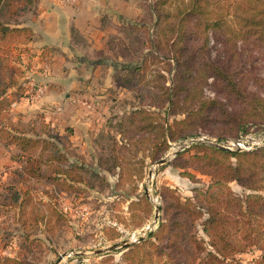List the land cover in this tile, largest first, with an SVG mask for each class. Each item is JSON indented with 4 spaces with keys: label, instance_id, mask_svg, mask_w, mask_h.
<instances>
[{
    "label": "rangeland",
    "instance_id": "1",
    "mask_svg": "<svg viewBox=\"0 0 264 264\" xmlns=\"http://www.w3.org/2000/svg\"><path fill=\"white\" fill-rule=\"evenodd\" d=\"M189 3L167 0L157 10L156 0H132L125 9L117 7L124 13L123 23L115 43H109L110 55L118 68H142L136 83H124L127 71L118 69L115 76L122 84L111 90L116 98L103 101L98 96V104L91 101V92L85 93L84 106L92 114L100 111L101 122L84 137H75L70 127H53L60 137L52 141L63 161L41 164L37 174L24 172L21 162L13 161L8 173L0 174V264H133L124 257L128 247L165 218L183 220V236L188 232L205 237L200 223L206 214H192L194 223L189 224L186 214L192 210L183 205L192 199L194 188L205 190L219 179L228 181L235 195L251 192L231 179L227 166L235 159L227 161L207 147L242 152L264 146V18L260 24L259 18L246 23L236 37L234 31L241 26L237 16L247 0H207V7L222 20L203 33L201 16H187L183 26L177 22L176 11ZM258 9L248 14L259 16ZM167 10L171 17L159 25L158 14L164 16ZM167 100L171 103L165 104ZM141 109L143 123L152 116L159 132L140 128L143 123L126 125L125 116ZM40 116L35 112L18 120L25 128L30 121L40 123ZM2 148L15 151L13 146ZM162 158L165 162L157 164ZM71 163L77 168L69 176L63 170ZM55 167L59 172H53ZM242 179L245 184L255 181L246 175ZM166 187L173 191H164ZM258 193L264 195V190ZM216 206L226 211L225 228L233 233L234 205ZM262 233L263 240L242 252L227 250L223 262L253 264L264 251V228ZM233 237L227 239L230 247L236 246ZM124 240L130 244L95 252ZM158 246L167 252L161 253L162 259L178 264L180 257L172 247L162 242ZM202 247L192 243L194 264H217L212 257L202 262L205 253L213 251ZM143 250L148 255L151 251L150 257L160 254L148 246Z\"/></svg>",
    "mask_w": 264,
    "mask_h": 264
},
{
    "label": "trees",
    "instance_id": "2",
    "mask_svg": "<svg viewBox=\"0 0 264 264\" xmlns=\"http://www.w3.org/2000/svg\"><path fill=\"white\" fill-rule=\"evenodd\" d=\"M36 1L37 0H0V147L11 148V146H13L15 151H12L9 155L10 159L16 162L20 161L24 172L37 174L41 164H50L58 159L64 160L57 145L52 141V139L58 141L60 136L56 131L52 130L53 127L51 128L48 123L43 121L44 119L41 116L40 123L33 124V121H30L29 125L22 128V124L18 120L20 118L14 120L9 115L11 103L22 97L27 90L28 79L26 72L29 70V66L22 61L21 54L26 51L23 46L34 38V34L29 28L18 25V19L22 14L30 10ZM166 1L167 0H156V9L162 10L159 8L162 7ZM189 1V5L191 6L187 9L179 8V10L176 11V16H178L177 22L181 26H183V20H185L187 16H191L192 18L201 16L204 20V33L205 29L207 31L209 28H215L222 20L221 16H214L216 12H213L207 7V0ZM258 5L261 7V11L258 9L259 16L248 14V11H256ZM209 13L212 14L213 17H209ZM158 16L159 25L163 23L164 17H171L168 10L164 16L163 14H158ZM256 18H259L258 24H260L264 18V0H247L246 7L241 8L240 14L237 16L241 26L234 31V35L236 37L240 36L242 34L241 28L246 23L253 22ZM181 26H177V31H174L176 33V40L178 41H180L179 35H181ZM197 26L199 27L200 24ZM173 27H175V25ZM112 41L115 43L116 40L114 37L108 40V46ZM109 49L111 48L109 47ZM214 67L218 68L217 66ZM118 69L127 71L126 78L123 79V81L133 86L142 68L137 65L117 68L113 74V81L116 86H121L122 84L119 82V77L115 76ZM218 70L220 69L218 68ZM169 102L170 101L167 100L165 104ZM161 106H164V104ZM124 121L126 125H131L129 127H132L133 123L142 124L143 110H133L130 115L125 116ZM151 121L152 116L149 117L148 122L143 123L142 126L140 125V128L143 129V127H145L147 131L155 128L158 129L159 132V125L154 123L155 125L152 126L153 123ZM36 126H39L40 129L37 130ZM118 128L121 129L120 123ZM44 129L47 130L46 133ZM164 134L165 133L162 135ZM207 149L219 154L227 161L230 160V157H233L235 159L234 164L229 163L227 166V168L233 172L231 179L239 181L243 187L251 192L242 196L235 195L227 185L228 181H220L219 179L209 183L205 190L194 188L192 199H185L183 205L185 210H192L190 213L188 212L186 214L188 217L197 213L206 214V217H204L200 223L201 232L205 237H198L196 233L188 232L183 236L184 234L182 235L181 229L185 224L184 221L178 219H168L167 221V218H165L164 221L159 222L156 230L148 233L146 238L128 247V253L126 252L124 257L129 262L133 264H168L170 261L162 259L161 256V253L165 255L167 252L160 249L158 246L159 242H162L166 244L167 247H172L175 252L174 255L180 257L177 261L178 264H194L197 257L191 249L192 243H195L197 246L200 245L201 249L204 248L202 247L204 245L212 248L213 251H207L205 253L204 258L201 259L202 262H206L208 259L207 257H212L211 261H215L217 264H228L223 262V260L228 257L227 250H230L232 253L242 252L249 246L258 244L259 241L263 240L264 195L258 193V191L264 190V183H262L264 182V146L251 151L242 152H229L211 147H207ZM75 168L77 167L71 163L68 164V169L63 171H66V173L71 176L72 170ZM22 170H17L16 174L18 176L22 175ZM56 171L59 172L55 167L53 172L56 173ZM243 175L248 176L246 180H250L254 177L255 179H252L255 180L253 182L254 184L242 183ZM163 190L168 192L173 191L168 187L163 188ZM162 194L166 195L163 191ZM199 201L200 203H195ZM219 203L234 205L235 215H232L233 219L231 220L234 223V226H231L233 233H229L228 229L225 228L229 226L227 221L228 216L223 208H217L216 204ZM193 223L194 219L191 217L189 224ZM221 225L223 229L219 230ZM230 235L235 236L232 238V240H235V247H230L228 243L227 239ZM146 246L152 248L153 252L159 250L160 254H155L158 255V257H154L155 255L150 257L151 251L148 255V253L143 250ZM253 264H264V251H262L259 259L256 258L253 261Z\"/></svg>",
    "mask_w": 264,
    "mask_h": 264
},
{
    "label": "crops",
    "instance_id": "3",
    "mask_svg": "<svg viewBox=\"0 0 264 264\" xmlns=\"http://www.w3.org/2000/svg\"><path fill=\"white\" fill-rule=\"evenodd\" d=\"M130 1L37 0L22 14L18 25L29 28L34 38L21 54L29 66L28 89L11 103L10 117L39 112L52 127L72 128L75 137H84L101 122L100 111L92 114L84 106V96L91 92V101L98 104L100 98H116L111 90L116 88L113 74L118 65L111 59L108 40L120 34L124 13L117 7L125 9ZM9 155L0 147V174L12 168Z\"/></svg>",
    "mask_w": 264,
    "mask_h": 264
},
{
    "label": "water",
    "instance_id": "4",
    "mask_svg": "<svg viewBox=\"0 0 264 264\" xmlns=\"http://www.w3.org/2000/svg\"><path fill=\"white\" fill-rule=\"evenodd\" d=\"M220 148H223V149H227V148H224L222 146H219ZM166 158H162L160 160H158L156 163L159 164V163H163L165 162ZM158 210V207L156 206V212ZM142 237L139 238V240H141ZM128 244H130V241L129 240H124V241H121L119 243H114L108 247H106L105 249H98L96 250L95 252L99 253V252H102V251H109V250H114L115 248H117L118 246H127Z\"/></svg>",
    "mask_w": 264,
    "mask_h": 264
}]
</instances>
